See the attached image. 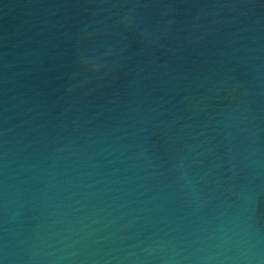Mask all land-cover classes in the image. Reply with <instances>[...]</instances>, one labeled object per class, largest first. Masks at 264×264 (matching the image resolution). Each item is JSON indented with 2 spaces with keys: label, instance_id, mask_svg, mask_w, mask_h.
<instances>
[{
  "label": "water",
  "instance_id": "95a60500",
  "mask_svg": "<svg viewBox=\"0 0 264 264\" xmlns=\"http://www.w3.org/2000/svg\"><path fill=\"white\" fill-rule=\"evenodd\" d=\"M0 264H264V0H0Z\"/></svg>",
  "mask_w": 264,
  "mask_h": 264
}]
</instances>
